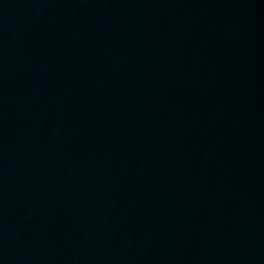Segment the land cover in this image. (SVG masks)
Instances as JSON below:
<instances>
[{"label":"water","instance_id":"obj_1","mask_svg":"<svg viewBox=\"0 0 264 264\" xmlns=\"http://www.w3.org/2000/svg\"><path fill=\"white\" fill-rule=\"evenodd\" d=\"M0 264H264V0H0Z\"/></svg>","mask_w":264,"mask_h":264}]
</instances>
